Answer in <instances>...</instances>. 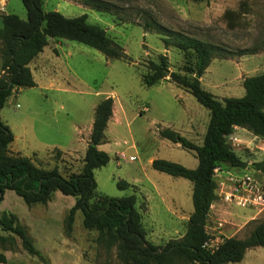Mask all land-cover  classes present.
Here are the masks:
<instances>
[{
    "label": "rangeland",
    "instance_id": "rangeland-1",
    "mask_svg": "<svg viewBox=\"0 0 264 264\" xmlns=\"http://www.w3.org/2000/svg\"><path fill=\"white\" fill-rule=\"evenodd\" d=\"M10 1L4 11L0 10V15L14 12L25 18L22 1ZM42 1L45 10L56 9L68 16L86 12L87 19L103 26L122 45L127 56L110 58L83 42L50 38L49 44L56 47L46 49L47 68L41 71V77L36 73L38 84L12 92L0 108L1 119L12 132L18 134L22 130L25 134L20 141L21 154L30 153V148L35 146L40 152L32 155L37 164L51 167L57 163L64 174L79 171L94 107L101 98L111 95L112 115L104 130L105 141L98 144L109 153L110 159L94 168L96 190L112 196L134 193L145 236L151 242L163 244L170 238L180 237L192 210V182L153 168L151 160L162 157L194 167L197 164L194 150L162 137L159 129L173 128L200 144L209 110L185 87L174 83L168 73L176 70L193 75L184 68L192 65L193 57L174 45L165 47L161 34L145 28L144 20L155 19L233 51L240 48L250 51L215 56L199 76L201 85L222 99L242 95L243 77L264 70V0H109L113 11L95 9L79 0ZM226 9L233 11L229 24L223 15ZM160 53L166 55L169 70L157 82L145 85L141 75L149 71L150 60L159 61ZM41 81L46 86H41ZM50 81L53 86L49 85ZM63 131L70 132L65 139L61 137ZM227 140L248 164L242 167L220 162L214 168L216 197L210 205L206 225L212 236L207 243L210 247L223 236L246 235L255 220L264 218V206L237 204L223 196L233 178L247 170H254L264 195V176L249 164L263 155L264 138L236 126ZM56 144L64 148L74 146L76 151L56 157L53 149ZM120 178L129 185L119 188L116 181ZM73 200V195L55 190L48 209L42 203H34L29 208L20 195L10 190L3 207L30 225L29 232L35 236L36 246L45 260L27 253L15 236L14 248L9 250L0 245V252L9 258L7 264H124L116 257L115 248L107 254L96 244L97 232L83 227L80 210L75 212L71 236L66 237L68 241L64 240L59 218L61 214L63 218ZM0 234L8 232L0 229ZM63 243L69 245L68 251L57 246ZM238 263L242 264V260ZM243 264H264V246L251 247Z\"/></svg>",
    "mask_w": 264,
    "mask_h": 264
},
{
    "label": "trees",
    "instance_id": "trees-1",
    "mask_svg": "<svg viewBox=\"0 0 264 264\" xmlns=\"http://www.w3.org/2000/svg\"><path fill=\"white\" fill-rule=\"evenodd\" d=\"M21 1L26 9L25 18L14 12L1 13L0 108L14 90L37 84L28 62L43 49L49 38L77 40L96 48L110 58L127 56L122 45L110 37L103 26L87 19L86 12L68 16L56 9L45 10L42 0ZM79 1L95 9L114 10L109 0ZM232 12L226 9L223 13L227 24L232 19ZM144 27L159 32L165 47L174 45L182 49L188 57L191 55L192 65L190 63L184 68L194 74L169 70L166 55L160 53L159 61L148 62L149 71L141 75L142 82L151 85L169 70L170 79L185 87L209 110V119L200 144L173 128L159 129L162 137L194 150L197 157L194 167L162 157L151 160L153 168L183 176L192 182V210L188 215L184 233L180 237L168 239L163 244L153 243L145 236L141 214L135 206L134 193L112 196L96 190L94 168L106 164L110 159L109 153L99 148L98 144L105 141L104 130L112 115L111 95L104 96L96 103L82 166L79 171L69 174L61 172L57 163L44 167L37 164L31 156L11 152L8 145L13 139V132L0 117V200L6 188L13 189L28 206L34 203L45 204L52 198L55 190L73 195L74 202L62 218L63 234L66 237L71 236L75 212L80 210L83 227L95 229L97 232L94 238L96 244L107 254L115 248L116 257L124 264L238 262L247 249L264 246V218L255 220L246 235L223 236L214 247L204 244L212 237L206 225L210 205L216 197V165L220 162L242 167L248 164L233 150L227 140L228 135L236 126H241L264 138V70L243 77L242 95H229L219 99L201 85L199 76L213 57L244 54L250 52L248 49L233 51L223 45L168 27L152 18L144 20ZM53 149L57 157L61 151L58 148ZM249 164L264 176V153L260 159ZM116 185L125 188L129 183L120 178ZM0 229L8 232L0 234L2 247L14 248L17 236L27 253L45 260L44 254L36 247L28 226L14 212L0 210ZM4 260V253L0 252V261Z\"/></svg>",
    "mask_w": 264,
    "mask_h": 264
},
{
    "label": "crops",
    "instance_id": "crops-1",
    "mask_svg": "<svg viewBox=\"0 0 264 264\" xmlns=\"http://www.w3.org/2000/svg\"><path fill=\"white\" fill-rule=\"evenodd\" d=\"M11 3V1L10 0H0V10H3L4 9V7H6V6H8L9 4ZM14 6H15V4H14ZM2 7V8H1ZM13 9V8H12ZM4 11V10H3ZM4 13H6V12H4ZM1 24H2V19H1V15H0V26H1ZM49 40H50V38H49ZM49 40H48V43L43 47V49L41 50V51H39L29 62H28V65H29V67H30V70H31V72H32V75H33V78H34V80L36 81V83L38 84V82H39V80H38V78H37V76H36V73L38 72V75H39V77H41V71L42 72H44L45 70L44 69H46L47 68V63H46V59H45V57H44V55H45V53H46V49L48 48V49H51V48H53V49H55V47H56V45H50L49 44ZM0 65H1V58H0ZM40 66H42L43 67V69H40ZM42 77H45V76H42ZM42 79V78H41ZM42 81L43 82H46V81H44L43 79H42ZM41 81V86L42 85H44V83ZM48 83V82H47ZM49 85L50 86H53L54 85V83H52L51 81L49 82ZM44 86H46V85H44ZM20 88H22V87H20ZM20 88H18V90L20 89ZM13 92H16V90H14ZM12 94V93H11ZM9 97V96H8ZM8 97H7V99H8ZM7 99H6V101H7ZM5 101V102H6ZM4 102V103H5ZM111 117V116H110ZM108 122V121H107ZM24 129H26V128H23V130ZM12 131V130H11ZM21 131L22 130H20L19 131V133L18 134H16V133H14L13 132V139L11 140V142L9 143V145H8V148H9V150L11 151V152H18V153H23L22 152V145L20 144V141L21 140H24V138H25V134H22L21 133ZM62 133V135H61V137H62V139H65V137L70 133L69 131H63V132H61ZM85 147H86V143H87V140L85 139ZM58 148L60 151H61V153H60V155L62 156H64L65 155V153H69V152H72V151H76V148L74 147V146H72V147H66V148H64V147H59L58 146V144H56V145H53V148ZM83 149V148H82ZM30 150H31V152L30 153H28V154H26V155H28V156H31L32 157V155L33 154H40V152H39V150H38V148L37 147H35V146H32L31 148H30ZM85 152V148H84V150H83V153ZM77 172V171H76ZM10 190H13V189H10V188H6L5 190H4V193H3V198L0 200V210H3V209H5L6 210V208L5 207H3L4 205V200H5V196L8 194V192H10ZM14 191V190H13ZM15 192V191H14ZM73 202H74V200H73ZM46 205H45V210L46 209H48V207H49V205H50V201L48 200L46 203H45ZM73 204V203H72ZM33 207V205H31L29 208H32ZM76 214V213H75ZM44 216V215H43ZM20 219V218H19ZM60 219V220H59ZM58 220L60 221V226H62V214L60 215V218H59ZM27 226H28V231H30V229H31V227H30V225L28 224V223H26V222H24ZM30 233V232H29ZM32 235V234H31ZM33 236V238H34V243H35V245H36V238H35V236L34 235H32ZM62 237L64 238V240H67L68 241V239L66 238V236L64 237L63 235H62ZM57 246L58 247H60V248H63V251H68L69 250V245H66V244H64L63 243V245H60V244H57ZM37 247V246H36ZM56 247V246H55ZM54 247V248H55ZM57 247V248H58ZM38 248V247H37ZM39 249V248H38ZM250 249V248H249ZM249 249H247L246 251H245V253H244V256H243V258L241 259L242 260V264L244 263V260H245V256H246V254H247V251L249 250ZM10 250V249H9ZM6 251V250H5ZM41 251V250H40ZM42 252V251H41ZM43 253V252H42ZM4 256H5V260L4 261H0V263L1 264H7L8 263V257H7V255L4 253ZM240 260V261H241ZM239 262V261H238ZM238 262H228V263H226V264H239Z\"/></svg>",
    "mask_w": 264,
    "mask_h": 264
},
{
    "label": "built area",
    "instance_id": "built-area-1",
    "mask_svg": "<svg viewBox=\"0 0 264 264\" xmlns=\"http://www.w3.org/2000/svg\"><path fill=\"white\" fill-rule=\"evenodd\" d=\"M223 196L226 200L234 201L237 204L257 208H262L264 206V195L254 177V170H247L243 172L241 176L233 178V182L230 184L229 189L223 191ZM208 241L204 244L208 245Z\"/></svg>",
    "mask_w": 264,
    "mask_h": 264
}]
</instances>
